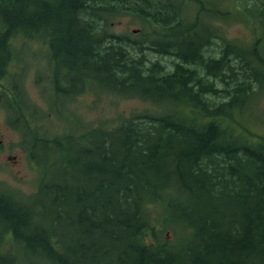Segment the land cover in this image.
I'll use <instances>...</instances> for the list:
<instances>
[{
	"label": "trees",
	"instance_id": "trees-1",
	"mask_svg": "<svg viewBox=\"0 0 264 264\" xmlns=\"http://www.w3.org/2000/svg\"><path fill=\"white\" fill-rule=\"evenodd\" d=\"M235 16L264 25V0H0V102L44 170L30 197L0 187V264H264V137L245 114L263 45L206 20ZM125 17L139 28L118 34ZM27 40L45 47L48 112L10 74ZM96 88L152 108L85 123L70 105Z\"/></svg>",
	"mask_w": 264,
	"mask_h": 264
},
{
	"label": "rangeland",
	"instance_id": "rangeland-1",
	"mask_svg": "<svg viewBox=\"0 0 264 264\" xmlns=\"http://www.w3.org/2000/svg\"><path fill=\"white\" fill-rule=\"evenodd\" d=\"M220 2L224 9H234L237 5V0H220ZM206 20L207 22L210 20L208 23L211 26L217 27L218 31L221 34L223 33L229 40L245 46L251 45L259 37L258 39H261L264 50V25L248 24L238 16L218 20H212L210 17H207ZM134 21L131 17H125L116 21L113 29L118 34H128L131 30L139 28V25ZM25 47L27 49L20 50L17 56H15L17 58L25 56L22 62L23 66L20 69V64H14L12 66V73L16 75L21 72L23 84L30 94V97L42 110L46 112L50 111V94L48 93L50 89L46 84L48 82V76L50 75V69L45 64L46 61L35 55L37 53H43L45 47L39 41L30 40L25 42ZM151 52H149L151 58L156 57L167 65L168 68H171L173 58L161 57ZM37 76L43 78L41 83L37 81ZM3 83L5 85V81ZM262 85L259 88L256 87L255 98L247 105L245 114L250 127H254L255 132H258L264 137V80ZM96 90L97 88L91 89L80 95L70 105L69 112L70 110L75 111V114L80 116L85 123L90 122L93 125H100L99 123L107 120L115 123L121 118H128L132 114L152 108L150 102L143 101L139 98H127L105 92L98 93ZM64 125V122L57 116L52 121L47 122V126L54 132H60ZM0 140L4 144V148L0 150V187L7 188L8 191L18 195H24L26 197L32 196L38 189V182L44 177V170H41L38 164L35 161L33 163L30 159L29 152L23 145L21 131L18 129L15 130L10 124L7 110L1 105ZM182 236L183 232L180 229L170 226H167V229L159 232L160 241L167 242L169 245L177 244ZM16 261L17 264L48 263L45 260L41 262L35 259L24 260L21 258H17Z\"/></svg>",
	"mask_w": 264,
	"mask_h": 264
},
{
	"label": "flooded vegetation",
	"instance_id": "flooded-vegetation-1",
	"mask_svg": "<svg viewBox=\"0 0 264 264\" xmlns=\"http://www.w3.org/2000/svg\"><path fill=\"white\" fill-rule=\"evenodd\" d=\"M1 144H2V141L0 140V147L3 148V146Z\"/></svg>",
	"mask_w": 264,
	"mask_h": 264
}]
</instances>
